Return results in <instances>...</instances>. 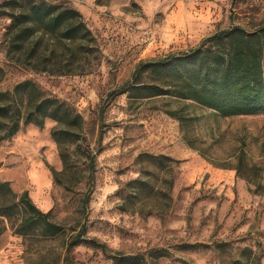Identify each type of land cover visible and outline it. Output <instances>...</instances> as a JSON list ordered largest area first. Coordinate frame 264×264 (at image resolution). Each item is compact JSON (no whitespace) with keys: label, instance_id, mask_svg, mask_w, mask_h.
<instances>
[{"label":"rangeland","instance_id":"374dc122","mask_svg":"<svg viewBox=\"0 0 264 264\" xmlns=\"http://www.w3.org/2000/svg\"><path fill=\"white\" fill-rule=\"evenodd\" d=\"M46 1L77 9L91 34L21 32L29 0H0V264H264V112L222 116L143 66L264 27V0ZM183 9L193 19L169 26ZM47 98L60 116L39 123ZM30 169L59 233L32 206Z\"/></svg>","mask_w":264,"mask_h":264},{"label":"trees","instance_id":"16d2710c","mask_svg":"<svg viewBox=\"0 0 264 264\" xmlns=\"http://www.w3.org/2000/svg\"><path fill=\"white\" fill-rule=\"evenodd\" d=\"M12 22V26L22 28L21 32H25L21 25L31 23L50 32H60L68 38L91 34L77 9L64 3H49L46 0H29L25 11L13 16ZM26 28L28 31L32 30ZM143 66L151 67L155 73L167 74L170 78L167 81L169 84L176 85L179 81L178 96L194 100L222 116L264 112V27L253 32H247L240 27L222 30L205 38L196 48L150 61ZM30 84V81L20 83L16 90L27 88ZM155 87L156 95L164 91L173 92ZM3 94L0 92V95ZM57 102L56 99L47 98L38 103L35 107V120L43 123L44 117L58 118L60 113L57 109L51 113L44 110L48 105ZM7 113L8 108L0 106V115ZM31 121L32 118L26 120ZM18 126L17 123L10 125L6 129L5 137L14 135ZM27 194L24 192L23 196ZM32 206L42 219L49 218L50 212L45 213L34 204ZM62 228L61 224L47 220L44 231L59 233Z\"/></svg>","mask_w":264,"mask_h":264},{"label":"crops","instance_id":"0c3cea01","mask_svg":"<svg viewBox=\"0 0 264 264\" xmlns=\"http://www.w3.org/2000/svg\"><path fill=\"white\" fill-rule=\"evenodd\" d=\"M188 16H190L191 19H193V15L191 14V12L189 13V15L186 16L185 12H184V9L181 10L180 12H176V13H173V15L170 16L169 20H168V25L171 26V25H177V26H181L182 24H184L186 18H188ZM210 15L208 13H205V14H202L201 17L198 19L200 25H199V29L201 30L202 27L200 28V26H203L205 27V23H207L209 21V17ZM203 27V28H204ZM33 168L34 172H42V173H45V175L47 176V179H48V186L46 188V192H47V189L50 185V176H49V171L47 170V168L45 167V165L43 163H41L40 161H35L33 163V165L31 166V169ZM31 169L29 171V180H30V185H31V196L33 198V200H35L36 204L41 208L42 211H45L47 212L48 210L51 209V206L48 207V208H44L43 205H41V203L35 199L34 195L32 194V190H33V183L31 181ZM51 200V198H49Z\"/></svg>","mask_w":264,"mask_h":264}]
</instances>
